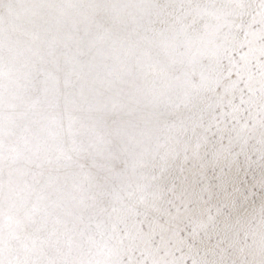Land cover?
<instances>
[{
  "label": "snow or ice",
  "instance_id": "obj_1",
  "mask_svg": "<svg viewBox=\"0 0 264 264\" xmlns=\"http://www.w3.org/2000/svg\"><path fill=\"white\" fill-rule=\"evenodd\" d=\"M0 264H264V0H0Z\"/></svg>",
  "mask_w": 264,
  "mask_h": 264
}]
</instances>
